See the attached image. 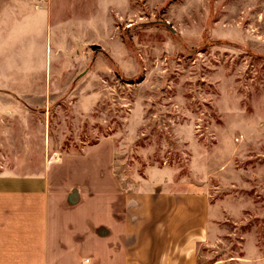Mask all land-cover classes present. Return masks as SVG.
I'll return each mask as SVG.
<instances>
[{
  "label": "rangeland",
  "instance_id": "1",
  "mask_svg": "<svg viewBox=\"0 0 264 264\" xmlns=\"http://www.w3.org/2000/svg\"><path fill=\"white\" fill-rule=\"evenodd\" d=\"M104 137L125 188L206 193L198 264H264V0H0V176Z\"/></svg>",
  "mask_w": 264,
  "mask_h": 264
},
{
  "label": "crops",
  "instance_id": "2",
  "mask_svg": "<svg viewBox=\"0 0 264 264\" xmlns=\"http://www.w3.org/2000/svg\"><path fill=\"white\" fill-rule=\"evenodd\" d=\"M90 148L41 176H0V264H198L210 231L206 193L130 190L112 138Z\"/></svg>",
  "mask_w": 264,
  "mask_h": 264
}]
</instances>
